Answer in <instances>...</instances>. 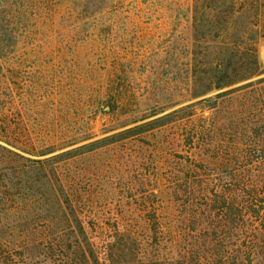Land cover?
<instances>
[{"label":"trees","instance_id":"obj_1","mask_svg":"<svg viewBox=\"0 0 264 264\" xmlns=\"http://www.w3.org/2000/svg\"><path fill=\"white\" fill-rule=\"evenodd\" d=\"M147 1L150 14L164 21L170 46L141 75L132 66L119 68L116 81L91 101L94 107L114 118L132 119L124 126L142 122L182 104L156 94L169 86L173 97L185 95L187 102L216 100L209 108L214 112L225 107L218 99L233 94L238 117L251 115L257 104L264 109V101H258L264 97V78L249 82L264 75L258 59L264 0ZM8 55L3 51L0 59ZM139 81L154 97H135ZM2 86L0 92L6 91ZM9 103L4 97L0 104V264H264V157L248 162L253 150L200 149L188 171L174 169L168 190L162 189L159 175L150 182V172H159V164L152 169L138 164V176L100 179L87 165L77 166L71 155L107 148L156 126L143 123L40 159L55 152L46 149L51 140L24 148L23 134L9 130ZM150 110L154 114L141 116ZM180 111L184 109L153 123L162 127ZM216 131L217 125L196 127L181 142L192 148L199 133ZM76 137L72 146L93 138ZM62 158L64 162H56ZM234 161V189L212 190L202 180L210 163L224 167Z\"/></svg>","mask_w":264,"mask_h":264},{"label":"rangeland","instance_id":"obj_2","mask_svg":"<svg viewBox=\"0 0 264 264\" xmlns=\"http://www.w3.org/2000/svg\"><path fill=\"white\" fill-rule=\"evenodd\" d=\"M144 2L148 1L0 0V53L6 51L10 54L0 59V68L3 69L0 86L4 83L7 88L0 92L3 96L0 104H3L4 97H8L10 103L5 113L9 130L23 134L24 148H31V144L44 138L51 140L46 149L55 152L40 158L45 159L143 123L152 124L156 127L149 132L124 142L95 152L87 153L84 149V155L69 157L75 159L77 166L87 165L100 179L111 180L138 176V164L148 169L159 164V172L151 170L149 179L153 183L159 175L161 187L165 190L170 188L168 178L174 169L188 171L190 164H196L200 149L204 152L209 148L233 147L236 152L238 149L254 151L256 147L260 152L248 153L247 161L264 157L261 153L264 151V109L257 104L258 107L253 108L255 112L248 114L249 118L238 117L234 94L218 99L217 103L225 107L223 112H214L209 108L216 100L187 102L185 95L176 93L173 97L170 87L164 86L156 94L167 102L175 99L182 104L158 116H153L151 110L142 111V117L152 116L134 124H130L132 119L114 118L102 107L92 105L91 101L100 98L110 82L116 81L119 68L132 66L141 75L146 71L147 63L156 62V55L169 48V34L162 30L164 21L160 20V15H151L149 5ZM254 14L248 15L253 18ZM258 59L264 71V39L258 45ZM262 78L264 75L249 82L256 83ZM140 81H143L142 77ZM140 81L138 88L134 85L135 97H154L147 94V86ZM228 90L215 91L207 97ZM260 100L264 101V97L259 96ZM190 106L193 108H188ZM180 109L184 111L169 121L165 120L169 123L164 126L153 123L157 118ZM228 109L229 112L225 113ZM190 112L194 113L191 115ZM128 121L129 125L124 126ZM240 122L247 124V128H239ZM216 125V132L199 133L192 148L181 142L183 137L193 134L196 127L213 128ZM256 126L259 132L254 129ZM88 134L93 136L91 140L72 146L76 136ZM63 159L56 162H64ZM132 160L137 165H132ZM236 167L235 161L224 167L210 163L202 180H206L212 190L217 187L234 189L232 177Z\"/></svg>","mask_w":264,"mask_h":264}]
</instances>
